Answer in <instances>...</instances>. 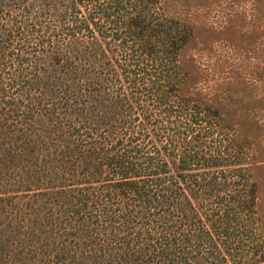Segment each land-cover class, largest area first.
I'll return each instance as SVG.
<instances>
[{
    "label": "trees",
    "instance_id": "trees-1",
    "mask_svg": "<svg viewBox=\"0 0 264 264\" xmlns=\"http://www.w3.org/2000/svg\"><path fill=\"white\" fill-rule=\"evenodd\" d=\"M170 3L0 0V264H264L243 146L186 90Z\"/></svg>",
    "mask_w": 264,
    "mask_h": 264
},
{
    "label": "rangeland",
    "instance_id": "rangeland-1",
    "mask_svg": "<svg viewBox=\"0 0 264 264\" xmlns=\"http://www.w3.org/2000/svg\"><path fill=\"white\" fill-rule=\"evenodd\" d=\"M169 7L192 30L181 56L186 90L216 108L243 146L264 222V0H171Z\"/></svg>",
    "mask_w": 264,
    "mask_h": 264
}]
</instances>
